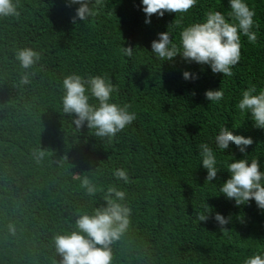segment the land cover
Wrapping results in <instances>:
<instances>
[{
  "label": "trees",
  "instance_id": "1",
  "mask_svg": "<svg viewBox=\"0 0 264 264\" xmlns=\"http://www.w3.org/2000/svg\"><path fill=\"white\" fill-rule=\"evenodd\" d=\"M248 3L256 11L258 40L242 38L230 78L179 57L173 63L153 57L151 41L176 14H154L145 24L140 0H102L95 17L76 24L70 18L77 6L66 7L65 0H19L20 16L0 19V264H56L53 237L72 230L79 214L102 206L113 185L126 192L131 216L111 246L112 264H242L264 249V213L254 202L237 207L217 196L204 184L206 170L196 158L198 145L225 124L253 139L246 152L264 164V130L235 107L249 84L264 87V0ZM210 10L226 12L227 0H198L182 24ZM179 31L173 22L176 43ZM120 46L137 48L135 55L124 57ZM24 47L41 54L27 85L20 84L25 70L15 59ZM183 71L199 78L185 81ZM71 73L106 74L119 89L116 101L131 105L137 120L111 139L77 130L61 106L62 80ZM220 87L222 101L205 99V90ZM229 154L243 157L233 147L219 158ZM116 168L127 171L129 183L113 177ZM84 178L102 190L88 196ZM225 179L221 172L212 183ZM209 206L230 216L229 224L217 225Z\"/></svg>",
  "mask_w": 264,
  "mask_h": 264
},
{
  "label": "clouds",
  "instance_id": "2",
  "mask_svg": "<svg viewBox=\"0 0 264 264\" xmlns=\"http://www.w3.org/2000/svg\"><path fill=\"white\" fill-rule=\"evenodd\" d=\"M101 4L102 0H65L66 7L77 6L70 18L73 24L95 17ZM197 4L198 0H140L145 24L151 23L154 14L163 18L165 14L175 13L173 22L180 28L178 43L172 34L173 22L167 31L157 33V38L151 41L150 53L162 63H173L179 57L186 64L207 66L213 74L230 78L241 60L242 38L249 44L257 43L259 25L255 20V8L250 7L248 0H227L226 12L210 10L200 20L183 25L184 15ZM19 9V0H0V19L18 18ZM136 49L120 46L121 54L127 58H132ZM15 59L25 70L20 84H29L31 73L28 70L39 63L40 52L31 47L20 48L16 50ZM182 78L195 81L199 76L183 71ZM61 87L62 111L72 117L77 130L86 127L94 130L97 137L111 139L137 120V113L130 110L131 105L116 101L119 89L106 74L81 76L71 73L64 76ZM204 97L218 104L224 98V90L221 87L205 90ZM235 107L243 117L247 116L254 128L264 130V87L249 84L240 92ZM252 144L251 137L234 134L224 124L209 142L198 145L196 158L198 165L206 170L204 184L215 189L217 196L222 194L237 207L254 202L258 211L264 213V164L260 156L246 152ZM233 147L243 154L242 158L236 159L232 154L227 155V159L219 158L225 151L231 153ZM43 155V151H34L38 160ZM221 172L227 173V179L219 185L212 183ZM112 175L117 181L130 182L123 168L114 169ZM81 187L90 197L102 190L88 178L82 180ZM103 200L104 204L91 213L79 214L72 230L53 237L54 251L59 257L56 264H112L111 246L128 229L131 209L125 203L126 192L115 185L106 189ZM206 211L222 228L229 224L230 216L225 217L210 206ZM199 219L207 221L208 216L200 215ZM9 232L15 234L13 225H9ZM242 264H264V249L257 248L245 256Z\"/></svg>",
  "mask_w": 264,
  "mask_h": 264
}]
</instances>
